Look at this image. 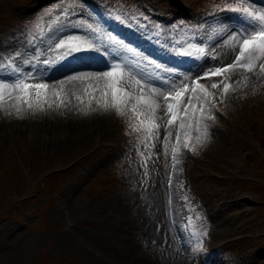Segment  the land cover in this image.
<instances>
[{
  "label": "rangeland",
  "instance_id": "1",
  "mask_svg": "<svg viewBox=\"0 0 264 264\" xmlns=\"http://www.w3.org/2000/svg\"><path fill=\"white\" fill-rule=\"evenodd\" d=\"M245 7L264 11V0H0V39L49 48L38 60L46 65L60 40L80 37L67 36L63 27L80 17L101 29L94 33L115 54L111 63H122L126 72H139L152 85L179 84L183 77L191 83L204 59L212 68L226 62L212 59V45L226 30H253ZM14 47L11 55L0 43L5 83L14 82L5 77L9 60L17 66L21 58ZM213 77L200 82L221 81ZM226 82V95L222 83L214 90L207 140L195 152L182 149L175 168L164 140L171 131L174 144L177 129L165 126L166 116L157 114L161 127L149 149L144 134L114 110L105 111V130L84 140L87 112L54 121L21 105L18 116L6 97L0 107V264H111L108 253L114 264H167L178 258L173 238L183 251L179 264H264V74L258 67L238 70ZM63 133L71 137L63 146L45 140ZM162 188L171 238L162 234L157 215Z\"/></svg>",
  "mask_w": 264,
  "mask_h": 264
},
{
  "label": "snow or ice",
  "instance_id": "2",
  "mask_svg": "<svg viewBox=\"0 0 264 264\" xmlns=\"http://www.w3.org/2000/svg\"><path fill=\"white\" fill-rule=\"evenodd\" d=\"M64 11L67 16L68 10ZM242 11L254 21L253 30L231 36L228 44L234 49H239L233 63L209 69L203 73V76L197 77L191 83H188L189 77H183L179 84L171 83L169 90L162 91L157 87H152L150 82L144 83L141 79L134 78L131 69L126 72L125 65L122 63H112L109 71L81 72L68 76L66 80L59 81L60 87L57 88L47 83L35 82L38 78L34 70L24 73L22 69L16 68L12 60H9L8 66L17 75L13 83H5L3 82L4 78H0V107L3 106L6 97H12L17 101L14 107L19 116L22 112L21 105H26L27 110L33 112L44 111L45 106L47 108H52L53 105L57 108L67 107L71 101L66 102L65 97L75 95V99L82 102V95L77 93H87L89 96L88 108H80V111L86 113L89 109L91 111L114 110L119 116H127L130 122L129 126L134 131L144 134L141 142L149 149L153 146L150 141L158 138L161 124L157 121L161 118L157 116V112L163 107L168 116L165 126H174L177 129L174 144H172L171 131L168 132L164 140L166 155L171 144L172 161L175 168L180 163L179 157L182 149L195 152L197 146L207 140L208 124L206 121L215 118L214 110L217 107L214 90L220 89L222 83V96L229 92L230 85L226 81L230 78V73L234 70L254 72L258 67L260 73L264 74V11H253L247 7ZM86 28L96 33L101 31L99 27L93 28L91 24L86 25ZM108 39L112 44L124 48L127 52L133 53L137 57L140 56V53L124 45L116 37L109 36ZM82 40V37L75 36H70L67 40H60L56 51L59 52L61 49L64 51L56 59H63L73 53L84 51L85 48L93 47V44L87 41L74 43ZM212 59H217V57L213 56ZM52 62L44 61L46 65ZM25 63H29V61H25ZM156 67L160 66L156 65ZM213 76L221 77V81L212 83L210 87L200 82L202 79H211ZM245 80H247V76H245ZM69 82L86 83L87 87L78 88L75 91H65L63 86ZM96 93H99L98 98ZM161 100L164 101L163 104L160 103ZM92 101L96 103L95 108L92 107ZM193 131L197 133L195 137L192 135ZM193 140L195 143H192ZM140 155L143 159V153ZM203 235L206 236V232ZM202 247L203 239L201 238L195 244L194 250H202Z\"/></svg>",
  "mask_w": 264,
  "mask_h": 264
},
{
  "label": "bare ground",
  "instance_id": "3",
  "mask_svg": "<svg viewBox=\"0 0 264 264\" xmlns=\"http://www.w3.org/2000/svg\"><path fill=\"white\" fill-rule=\"evenodd\" d=\"M80 5L79 4H74L73 8L78 10L77 8H79ZM86 23L81 20L80 17L75 18L74 20L70 21V23H66L65 25H63L65 31L67 29V36L69 35H73V34H80V37L83 38L82 42L87 41L89 43L93 44V47L91 48H85L84 51L81 52H76L73 53L71 55H68L66 57H64L63 59H59L57 60L56 58L58 56L61 55V53L64 51L63 49H61L58 53H54L56 56L54 57V61L51 64L48 65H44L41 64L38 61L39 59H41L42 57H45L46 55H48V52H50L51 50L49 48L43 50V51H39L38 49H33L32 45L30 44H25L23 43V41L20 39V37H18L20 39L17 40L15 43L12 42V40H8L5 41V39L3 37H1L0 39V43L2 45V47H4L7 52L10 54L11 53V46L12 44H15V48L18 49V52L21 54V58L18 61L19 65H15L16 68L22 69L24 73H28L31 71H35V75L38 78L35 82H43V83H47L51 86H56L57 88L60 87L59 85V81L61 80H66L68 76H72V75H77L81 72H103V71H109L110 70V65L112 64L111 62L114 61L115 59V54L112 53L108 46L105 45L100 39L99 37H97V35H95L94 31L92 30H88L86 28ZM61 29V28H59ZM241 32L243 31V28H239L238 30L235 29H228L226 30V37L223 39L218 40L215 44L212 45V50L214 51V53L216 54L215 57H217V59H214L216 63H221L222 60H226L225 63L219 65L218 67H224L228 64L233 63V61L235 60V56L238 53V48H232L228 42L231 39V36L233 35H239ZM245 33V32H244ZM66 35H61L62 37H67ZM59 36L58 41L60 39ZM17 38V39H18ZM39 45V42H38ZM89 51H91L92 53H89ZM12 55V53H11ZM47 57V56H46ZM25 61H29V63H25ZM195 65V64H194ZM46 66V67H45ZM212 63L210 61H208V59H204L203 61H201L200 64L195 66V70H196V75L197 72L199 73L198 76H203V73L208 71L209 69H212ZM129 70H127L128 72ZM238 70H234L231 73H237ZM131 74L134 78H139L141 79L139 76H141V74L139 72H133L131 71ZM16 73L13 71V69L11 68L10 71L5 73V77H7V79L10 81V79H15L16 77ZM51 76H59L60 79L59 81H53V80H49V77ZM214 78V77H213ZM147 79V78H146ZM142 82H145L143 79H141ZM169 82H164L161 85H155V84H151L152 87H157L159 89H161L162 91H167L169 90ZM65 91H75L78 88H84L87 87V84H80L79 82H69L66 83L64 86ZM131 90V89H129ZM82 95V102L77 101L75 99V97L72 95L71 97H65L64 99L66 100V102L68 100L71 101V103L69 104V106L67 107H59L57 108L55 105H53L52 108H47L45 106V110L44 111H38L41 114H47L50 117L53 118L54 121H59V119H64L67 118L68 116H72L75 117L79 112H80V108H82L84 106V108H86L87 106V101H89V96L87 93H77ZM98 94L99 97V93ZM97 97V98H98ZM88 98V99H87ZM51 99V98H50ZM7 105L11 106L13 104H16L17 101L12 98V97H8L7 100ZM161 104L164 103L163 100L160 101ZM93 108L96 107V103L93 101ZM91 110L87 111L88 113V119H87V123L84 126L83 130L81 131V135L80 138L84 139V140H88L94 136H96L97 134L101 133L102 131L105 130V122H106V118H105V111L103 110H97L94 111L93 115H92ZM157 114H159L162 118L163 116L168 117L165 114V109L162 107ZM92 115V116H91ZM32 130H34L32 128ZM45 135V134H43ZM33 136H34V132H33ZM48 144L50 145V147H60L63 146L65 144H67L70 140L71 137L70 136H66L64 135V133L62 135H56L54 134V136L52 137V134L50 135V138L47 140V138L45 139ZM165 189L160 190L159 194L157 195L156 198V205H158V208L160 210L161 206V215L159 213H157L158 217H162V223L160 226L161 232L162 234H165L167 236L170 237V235L172 234V230L169 226H167L166 222L167 219H165V222L163 221V208H165ZM166 210V208H165ZM166 215V213H165ZM166 217V216H165ZM167 218V217H166ZM164 230V231H163ZM79 238V237H78ZM171 238V237H170ZM175 238H173L171 240V243L175 244V248L177 249V254H178V258H175L174 260H169L167 262V264H179L181 261V257H182V250L179 246L176 245L175 243ZM80 240V238H79ZM104 252L107 253V249L103 250ZM107 255V254H106ZM108 256H110V258H112V260H109L111 264H114L113 262L115 261L113 259V257L111 256L110 253H108ZM177 259V261H176Z\"/></svg>",
  "mask_w": 264,
  "mask_h": 264
}]
</instances>
